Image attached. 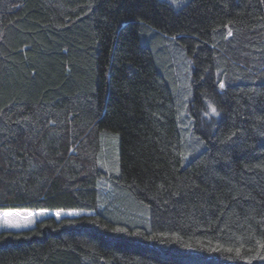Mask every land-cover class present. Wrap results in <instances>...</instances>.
<instances>
[{"label":"trees","instance_id":"1","mask_svg":"<svg viewBox=\"0 0 264 264\" xmlns=\"http://www.w3.org/2000/svg\"><path fill=\"white\" fill-rule=\"evenodd\" d=\"M0 264H264V0H0Z\"/></svg>","mask_w":264,"mask_h":264},{"label":"snow or ice","instance_id":"2","mask_svg":"<svg viewBox=\"0 0 264 264\" xmlns=\"http://www.w3.org/2000/svg\"><path fill=\"white\" fill-rule=\"evenodd\" d=\"M221 87H223V85H221ZM212 112L215 113V109L214 108L212 109Z\"/></svg>","mask_w":264,"mask_h":264}]
</instances>
